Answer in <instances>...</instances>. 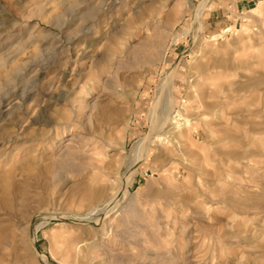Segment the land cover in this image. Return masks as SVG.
Listing matches in <instances>:
<instances>
[{"label": "rangeland", "instance_id": "rangeland-1", "mask_svg": "<svg viewBox=\"0 0 264 264\" xmlns=\"http://www.w3.org/2000/svg\"><path fill=\"white\" fill-rule=\"evenodd\" d=\"M203 1L0 0V264H264V0Z\"/></svg>", "mask_w": 264, "mask_h": 264}, {"label": "bare ground", "instance_id": "bare-ground-1", "mask_svg": "<svg viewBox=\"0 0 264 264\" xmlns=\"http://www.w3.org/2000/svg\"><path fill=\"white\" fill-rule=\"evenodd\" d=\"M206 1V0H205ZM205 1H203V3L200 4L199 8H198V11H197V19L200 18V10L201 8H203L204 6V3ZM201 22V21H200ZM170 78V77H169ZM167 79V78H166ZM170 80V79H169ZM171 81V80H170ZM168 81L163 83V86H164V89H162L163 91H165V93L162 95V98H163V108H165V113H164V116L159 119V120H156V128L158 129L157 132L155 134H166V132L170 131L172 128H173V123H175V121L173 120L176 116L180 115L179 113H176L174 116L170 117L169 113L171 112L172 110V107L174 106L173 105V102L171 101V95L169 94V86H168ZM166 85V86H165ZM157 117V116H156ZM160 117V116H159ZM163 118V119H162ZM160 122V123H159ZM184 124H187V128H189L190 126V121H189V118H185L184 119ZM154 127V126H153ZM155 128V127H154ZM168 128V129H167ZM157 136V135H156ZM162 136V135H161ZM158 137V136H157ZM145 140V139H143ZM146 141V140H145ZM145 143V142H144ZM147 143V142H146ZM140 146V141H138L134 147V149H137L138 147ZM142 148V146H141ZM133 149V150H134ZM146 149V146L145 148ZM143 150V149H142ZM141 150V151H142ZM135 151V150H134ZM145 153V151H144ZM143 154V153H142ZM140 156L139 153L137 154V156L135 155V158ZM140 158V157H139ZM138 158V159H139ZM137 159V158H136ZM130 166V165H129ZM131 178V177H130ZM96 224V223H95ZM42 256V255H41ZM43 257V256H42Z\"/></svg>", "mask_w": 264, "mask_h": 264}, {"label": "crops", "instance_id": "crops-1", "mask_svg": "<svg viewBox=\"0 0 264 264\" xmlns=\"http://www.w3.org/2000/svg\"><path fill=\"white\" fill-rule=\"evenodd\" d=\"M210 14V13H209ZM210 17L213 18V12H211Z\"/></svg>", "mask_w": 264, "mask_h": 264}]
</instances>
